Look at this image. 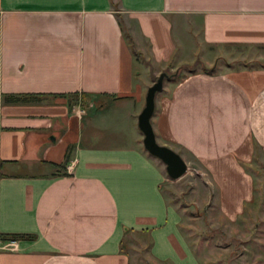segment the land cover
Masks as SVG:
<instances>
[{
	"label": "crops",
	"instance_id": "1",
	"mask_svg": "<svg viewBox=\"0 0 264 264\" xmlns=\"http://www.w3.org/2000/svg\"><path fill=\"white\" fill-rule=\"evenodd\" d=\"M118 11L163 63L264 45V0H0V264H127L125 229L157 227L183 255L137 111H123L141 96ZM229 63L167 79L150 123L210 171L231 216L251 198L255 142L264 152V65ZM8 94L30 97L4 103ZM75 94L113 101L85 122Z\"/></svg>",
	"mask_w": 264,
	"mask_h": 264
},
{
	"label": "rangeland",
	"instance_id": "2",
	"mask_svg": "<svg viewBox=\"0 0 264 264\" xmlns=\"http://www.w3.org/2000/svg\"><path fill=\"white\" fill-rule=\"evenodd\" d=\"M116 15L124 41L134 58L132 81L137 91V100L141 96L139 103L133 96L128 98L126 107H123L124 112L137 111L138 114L144 103L146 88L161 72L185 74L188 69L198 70L205 66L216 68L228 61H231L229 64H241L244 61L253 67L264 65V45L259 44L226 46L233 54L223 57L217 56L222 51L217 53L219 47L210 45L201 50L206 56L200 54L193 59L184 53L179 60L173 58L167 63L157 61L150 54L145 39H132L131 33L136 32V25L121 11L116 12ZM166 81L167 79L163 80V87L167 84ZM163 87L155 94V104L164 91ZM69 100L72 101L70 107L79 106L84 110L81 117L85 122L86 116L98 117V112L108 109L109 103L113 101L106 96L82 97L80 94L72 95ZM108 111L112 112V109ZM96 122L98 127H94L92 131L94 141L103 144L106 140L102 134L103 129L100 128L102 121ZM150 122H153L152 117ZM154 135L158 144L174 150L186 163L185 173L172 180L167 176L164 164L143 149L159 169V188L169 209L167 219L175 223L183 255L175 251L174 246L179 249L175 240H172L174 246L170 241L167 243L164 237L166 229L163 230L162 227H157L155 232L152 228L147 231L128 229L124 231L120 242V250L126 256L127 264H264V152L261 148H253L251 160L244 166L251 178V198L239 215L228 216L222 208L221 189L210 171L191 154L163 141L161 133L155 132V128ZM141 140L142 135L140 142Z\"/></svg>",
	"mask_w": 264,
	"mask_h": 264
},
{
	"label": "water",
	"instance_id": "3",
	"mask_svg": "<svg viewBox=\"0 0 264 264\" xmlns=\"http://www.w3.org/2000/svg\"><path fill=\"white\" fill-rule=\"evenodd\" d=\"M170 75L165 72L158 74L145 91L144 103L136 116V125L142 135V147L152 157L159 159L165 166L167 176L172 179H178L186 171V163L178 153L166 145L158 144L150 123V118L154 110L155 94L162 89L164 79H169Z\"/></svg>",
	"mask_w": 264,
	"mask_h": 264
},
{
	"label": "trees",
	"instance_id": "4",
	"mask_svg": "<svg viewBox=\"0 0 264 264\" xmlns=\"http://www.w3.org/2000/svg\"><path fill=\"white\" fill-rule=\"evenodd\" d=\"M203 69H204V71H206L208 73H212L215 70V66H212L210 68L205 67ZM188 71L195 72L196 70L193 68V69H188ZM168 75H170V79H172V80L180 79L183 76L180 73L168 74ZM27 96H28V98L30 97V95H27ZM27 96L8 94V95H3L2 100L4 103L26 102V101H28V99L26 98ZM255 147L259 148V149L261 148L257 142H255ZM127 230L128 229H125V231H127ZM25 237H28V235L27 234L10 233V234H7L6 238L11 239V240H15L18 238H25Z\"/></svg>",
	"mask_w": 264,
	"mask_h": 264
}]
</instances>
